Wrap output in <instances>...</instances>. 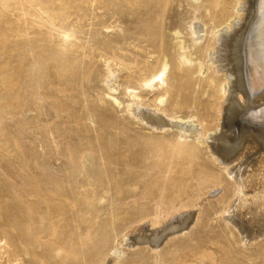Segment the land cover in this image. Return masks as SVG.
Listing matches in <instances>:
<instances>
[{"label": "bare ground", "instance_id": "obj_1", "mask_svg": "<svg viewBox=\"0 0 264 264\" xmlns=\"http://www.w3.org/2000/svg\"><path fill=\"white\" fill-rule=\"evenodd\" d=\"M30 1L22 0L24 14L28 13ZM143 1V15H149L151 0ZM173 1L164 0L162 17ZM196 1L200 2V10L194 19L202 21L203 25L194 19L195 23H190L194 52L187 53L188 48L180 40L181 53L173 58L162 42L147 38L145 28L144 43L155 46L158 64L138 79L131 76L125 88L130 99L125 112L151 130L160 131V135L129 137V129L120 127L122 130L118 129L114 134L118 138L114 144L117 148L110 146L109 150L108 146L99 143L90 147L85 141L88 151L98 152L103 170L90 172L89 179L77 182L76 187L71 185L70 190L52 189L45 184V173L59 182L45 165L38 164L42 173H34L36 177L25 180L17 190L11 184L12 177L5 174L4 191H0V264H111L112 261L115 264H152L143 260L139 251L159 252L173 238L201 225L204 215L193 208L203 202L202 197L210 188L220 186V191L224 179L230 184L232 197L224 198L222 216H219L232 235L233 246L208 239L194 249H174L175 264H234V245L251 251L264 238V0ZM9 3L10 0H0L3 8L8 9ZM175 34L179 35V30ZM201 34L210 37L202 42ZM29 52L32 55L28 60L22 57L26 56L25 52L18 56L21 64L26 63L17 68L18 82L13 85L11 81H5L12 93L7 113L12 108L27 115L32 107L37 112L43 98L40 89L45 75L41 80L27 77L28 64L36 60L34 49L30 48ZM46 60L45 70L53 72L51 80L58 83L54 86L65 88L66 92V85L74 76L67 75L69 65L59 61L57 64L51 58ZM117 65L105 62L106 86L110 85L108 89L112 92L117 90L116 71L113 70ZM125 68L129 69V66ZM180 72L185 74L183 83L187 85L182 83ZM197 74L206 76L194 79ZM196 84L203 89L201 96L206 98L205 101L197 100L196 90H192ZM185 90L191 95L187 104H183ZM147 91L153 93L150 102L141 96V92ZM18 101L20 105H13ZM112 101L119 107L122 105L114 97ZM190 105L200 109L197 113L179 117L176 109ZM52 130L55 131L50 129L49 132L53 133ZM171 131L173 133L168 135ZM7 136L6 127H0L3 153H8V143L3 140ZM124 139L131 150L139 151L141 165L137 166L142 171L134 180H123L120 185L116 180L119 173L112 172L118 192L110 195L105 188L101 191L93 178L97 171L101 170V175L108 173V167H114L120 161L127 151L118 142ZM208 139L214 143L210 144ZM255 148L262 153L263 159L259 160L258 154L247 153ZM115 149L119 151L117 159L113 155ZM134 165L136 163L131 161L118 163V167L128 170ZM219 191L215 190L212 195ZM237 194V200L232 203ZM128 200L137 203L151 200L159 205L155 218L149 220V224L145 222L147 229V225L158 228L148 230L150 236L134 235L141 229L130 220L127 225L114 228V221H120L128 214L110 208ZM106 203L110 204L104 206ZM187 209L193 211L180 213ZM139 211L141 220L149 219V210ZM112 234L114 239L110 242ZM129 251L134 253L132 259L135 260L126 263L121 258ZM165 261L166 258H162L156 262L165 264Z\"/></svg>", "mask_w": 264, "mask_h": 264}, {"label": "rangeland", "instance_id": "obj_2", "mask_svg": "<svg viewBox=\"0 0 264 264\" xmlns=\"http://www.w3.org/2000/svg\"><path fill=\"white\" fill-rule=\"evenodd\" d=\"M30 2L27 14L22 11L24 6H22V0H10L8 9L0 5V127H6L8 134L3 139L8 143V153H3L0 149V191H4L5 174L12 177L11 184L17 190L25 180H30L31 177L35 178L34 173H42L38 164L45 165V168L59 179L57 182L45 173V184H48L52 189L63 188L66 191L72 189L71 185L75 184L74 187H76L78 186L77 182L89 179L90 172L98 169L103 170L98 152L88 151L85 141L89 143L90 147L91 145L105 144L108 146L106 148L110 150V146L116 147L114 144L116 145L115 142L118 138L114 134L118 129L122 130L120 127L129 129L130 132H127L129 137L160 135V131L151 130L125 112V107L130 102L125 88L131 76L138 79L148 73L150 67H155L158 64L159 55L155 53V46L150 47L146 42L144 43L145 28L147 29V38L153 37L157 43L162 42L173 58L177 56L178 52L181 53L178 45L180 40L188 48L187 53L194 52L193 40L190 36V23L195 20L197 24L200 22L203 25L202 21L194 19L199 16L200 2L174 0L169 4V11L165 17H162L164 0H151L152 12L149 15H143V0H31ZM149 28L151 31L148 32ZM176 30H179V35L175 34ZM201 36H203L202 42L207 41L210 37L208 34H201ZM197 37L194 36V38ZM30 48L34 49L33 55L36 60L28 64L27 77H36L39 80L45 77L40 89V94L44 93L43 98L39 102L37 112L32 107L29 108L27 115L24 111L19 113V110L16 111L12 108L10 113H7L6 109L12 103L10 102L12 93L6 87L9 86V83L5 81H11L13 85L16 84V78L20 76L17 68L21 64L18 56L20 57L21 52H25L26 56L22 55V57L28 60V56L32 55V52H29ZM47 58L55 59L57 64L59 61L69 65L67 75L73 74L74 76L66 85V92H64L65 88L54 86V84H58L57 81L52 82L51 80L54 73L45 70ZM194 59H197V55H194ZM106 61L118 64L117 67L113 66V70L116 71L117 90L115 92L108 89L110 85L106 86V82H108L105 70ZM121 62L124 64H120ZM126 66H129V69H126ZM168 69L170 71L171 66ZM179 74L183 77V83L185 74L183 72ZM205 76L201 77L197 74L194 79L198 77L204 79ZM194 89L197 93V100L205 101L206 98L201 96L203 89L200 88V85L196 84L192 90ZM189 94L190 91L183 92V104H187L191 100ZM141 96L149 102L153 99V93L150 94L149 91L141 92ZM111 97L118 99L122 105L120 107L116 105ZM20 103L19 101L13 102V105H20ZM199 109L195 105H190L188 108L180 106L176 112L179 117H186L191 113H197ZM77 119H81V121ZM50 129L55 131L52 130L53 133H50ZM100 129H103V132ZM172 133L171 131L168 135ZM191 140H187V142H191ZM208 141L210 144L214 143L211 139ZM118 144H121L122 148L127 151L119 162L131 161L136 165L128 170L123 166L118 167L119 162L117 161L116 166L108 167V173L104 172L101 175V170H99L94 174L93 180L96 182V186L101 191L104 188L109 190L110 195H115L118 192L115 184L117 181H114L112 172L119 173L116 180L120 185L119 182L123 180H134L142 171L137 166L141 165L139 151L131 150L125 139ZM1 147L3 146L1 145ZM206 147L207 145L204 148ZM118 152V149L114 150V158ZM247 153L258 154L259 160L263 159L264 155L258 153L257 148L251 149ZM206 158L207 156L204 159ZM236 162L232 165H235ZM42 188L44 187L42 186ZM219 188L220 186L210 188L208 193L212 197H209L207 193L208 196L205 195L202 197L203 200L200 199L203 204L199 202L200 204L193 208L204 215L201 225L190 232L187 231L184 235L173 238L172 242L166 244L165 248L159 252L149 249L139 251L143 260L147 263L157 264L162 258H166L165 264H175L174 249H194V247L207 242L208 239H215L231 246L233 244L232 235L226 228L225 222L220 218L224 198L229 200L232 197L228 180L224 179L221 192ZM215 190L219 193L213 196ZM238 195L231 202H235ZM205 199L206 201H204ZM107 204L110 203H106L104 206ZM158 208L159 205L151 200L149 202L140 201V203L128 200L112 206L110 210L128 214L120 221L115 220L114 228L125 226L130 220L139 224L138 228L141 229L140 232L137 230L134 235L138 233L141 236H150V232L158 228L147 225L149 228L147 229L145 222L149 224V220L155 218L154 214ZM139 210L144 212L149 210L151 213L149 219L141 220ZM193 210L187 209L180 213ZM65 220L68 221L66 217ZM140 223L144 228L140 226ZM142 229L150 232L146 233ZM109 239L111 242L114 235H110ZM114 244L113 241L112 249L115 248ZM232 250L234 264H264V238L254 245L251 251H247L246 248L239 245H234ZM131 252L125 254L121 260L126 263L135 260L132 259L134 253ZM109 261L111 262V259ZM111 264L115 263L112 261Z\"/></svg>", "mask_w": 264, "mask_h": 264}]
</instances>
